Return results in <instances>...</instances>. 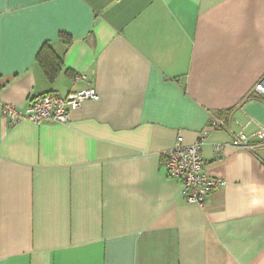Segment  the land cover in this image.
<instances>
[{"label":"crops","instance_id":"0c3cea01","mask_svg":"<svg viewBox=\"0 0 264 264\" xmlns=\"http://www.w3.org/2000/svg\"><path fill=\"white\" fill-rule=\"evenodd\" d=\"M263 78L264 0H0V264H264V147L234 144ZM88 89L68 124L3 118ZM178 137L225 180L204 207L165 171Z\"/></svg>","mask_w":264,"mask_h":264},{"label":"built area","instance_id":"2783aa9c","mask_svg":"<svg viewBox=\"0 0 264 264\" xmlns=\"http://www.w3.org/2000/svg\"><path fill=\"white\" fill-rule=\"evenodd\" d=\"M254 95L264 101V78L256 85ZM99 98L94 89L77 91L66 97L48 94L30 99L25 112L19 111L11 104H4L2 114L10 126L27 121L36 125L43 123L65 125L71 122V114L79 110L86 101H98ZM222 128V124L215 121L205 133ZM256 137L259 140L256 146L250 145L244 134L237 136L234 144L250 150L263 148L264 126L257 132ZM205 143L206 138H202L195 145L185 146L183 138L178 137L173 149L166 154L164 160L167 175L178 180L182 185L181 198L188 204L201 207H204L225 185L223 178L213 177L206 170V162L202 154Z\"/></svg>","mask_w":264,"mask_h":264},{"label":"trees","instance_id":"16d2710c","mask_svg":"<svg viewBox=\"0 0 264 264\" xmlns=\"http://www.w3.org/2000/svg\"><path fill=\"white\" fill-rule=\"evenodd\" d=\"M38 62L45 69V72L50 80H53L57 75L61 66L59 59L54 55V52L45 46L39 53Z\"/></svg>","mask_w":264,"mask_h":264}]
</instances>
